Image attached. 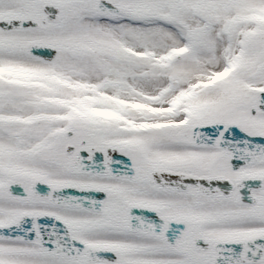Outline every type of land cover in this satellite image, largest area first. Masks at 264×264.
Masks as SVG:
<instances>
[{
    "label": "snow or ice",
    "instance_id": "6c2138e0",
    "mask_svg": "<svg viewBox=\"0 0 264 264\" xmlns=\"http://www.w3.org/2000/svg\"><path fill=\"white\" fill-rule=\"evenodd\" d=\"M0 264H264V0H0Z\"/></svg>",
    "mask_w": 264,
    "mask_h": 264
}]
</instances>
